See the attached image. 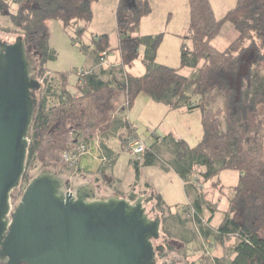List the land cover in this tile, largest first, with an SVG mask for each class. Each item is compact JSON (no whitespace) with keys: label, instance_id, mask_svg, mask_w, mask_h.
Wrapping results in <instances>:
<instances>
[{"label":"trees","instance_id":"1","mask_svg":"<svg viewBox=\"0 0 264 264\" xmlns=\"http://www.w3.org/2000/svg\"><path fill=\"white\" fill-rule=\"evenodd\" d=\"M96 1L0 0V14L10 21L8 26L0 22V31L23 37L43 78H38L41 89L34 91L38 102L28 130L26 168L19 184L23 194L36 178L32 174L36 168L63 172L70 168L64 155L80 142L109 137L119 127L132 129L127 111L141 93L148 94L174 109L186 107L202 114L203 138L195 146L190 147L171 134L163 137L174 147L175 171L185 182L186 192L196 193L194 202L183 207V213L206 239L212 235L223 244L231 236L238 238L230 264H264V119L260 111L264 105V0H237L220 19L210 0H189V28L183 35L181 65L177 68L156 60L163 33L137 35L142 19L153 10L152 0H120L116 11L118 46L110 47L108 35H98L95 40L99 69L81 71L73 88L69 75L61 73V88L53 94V79L45 65L55 54L48 42L47 21L58 20L63 28H76L81 33L86 29L80 24L86 26L93 20ZM228 23L238 36L227 48L220 49L213 41ZM143 45L146 73L137 76L129 68L139 58ZM115 50H119L121 62L104 68L102 54L107 57ZM185 67L198 72L185 76L181 72ZM113 90L124 91L129 103L115 114L111 107ZM123 136L120 135L122 141L138 137ZM103 147L100 141L101 152ZM158 152L157 144L147 146L141 158L133 161L138 175L141 163L158 162ZM104 157L108 160L107 154ZM195 164L205 168L197 177L191 170ZM227 169L239 173V182L228 201L226 217L213 230L209 226L211 218L205 220L202 213L206 206L214 213L216 206L206 200L201 184ZM151 198L147 197L145 203ZM222 263L221 258L208 257L189 264Z\"/></svg>","mask_w":264,"mask_h":264},{"label":"water","instance_id":"2","mask_svg":"<svg viewBox=\"0 0 264 264\" xmlns=\"http://www.w3.org/2000/svg\"><path fill=\"white\" fill-rule=\"evenodd\" d=\"M9 38H0V264H157L156 255L165 253L158 244L162 219L151 217L156 208L147 212L146 197L135 191L105 200L87 184L64 192L47 171L29 183L11 214L41 81L29 76L23 37Z\"/></svg>","mask_w":264,"mask_h":264},{"label":"rangeland","instance_id":"3","mask_svg":"<svg viewBox=\"0 0 264 264\" xmlns=\"http://www.w3.org/2000/svg\"><path fill=\"white\" fill-rule=\"evenodd\" d=\"M210 1L213 3L218 19L225 16L227 11L237 3V0ZM0 22L7 26L10 23V21L3 18L1 14ZM89 25L90 23L86 24V26L81 23L80 26L86 29L81 33H78L79 29L77 30L76 28H63L61 22L58 20H53L47 25L49 31L48 42L55 53L54 56L49 58L45 63L49 75L53 79L51 80L52 87H54L53 94L56 91L59 92L61 88V73H67V75H69V82L73 88V85L80 76L79 73L94 66L97 55L95 39L98 36L89 29ZM137 35H139V32H137ZM6 36L10 37L9 41L11 42L14 41V37H16L15 34L0 31V38H5ZM110 36V47H112L117 44V39H115L114 34ZM234 37V34L232 35L231 32H227L223 29L219 36L214 39L213 43L220 49H225L232 42ZM181 51V44L178 46L177 50H173L168 43H165L158 52V58L163 61L161 63L177 68L181 62ZM26 53L28 54L30 62L29 76L39 78L42 81L43 78L38 74V65L35 55L29 49H26ZM131 68H129V70H131ZM181 70L182 73L188 77L195 76L198 72V69L194 68H182ZM139 71L143 72V74L146 73L145 62L140 63V61H136L133 64L132 72L138 73ZM111 107L113 113L119 108L115 96L113 97ZM260 111L264 119V105L260 106ZM194 116L195 115L190 116L193 122H189L192 123V126L195 128L197 118L195 119ZM120 117L124 118L122 115H120ZM144 124L145 123L136 124V128L140 138L145 141L146 144H156L157 140H155L153 133H155L156 136L159 135L161 140L157 146L159 150L158 162L154 165H144L141 163L140 176L136 173L133 162L136 156L130 151L122 148V144L115 134L106 137V140L114 149L113 151H115L113 165L107 162V158L104 159V155L106 156V154L101 152L100 144L98 143L99 139L95 138L91 139L89 143L90 148L82 156L78 167H70L59 173L56 169L41 170L36 168L32 174L39 175L50 170L52 174L60 179L61 189L64 192L70 187L73 188V190H77L82 184L88 183L93 186L96 191V196L100 200L111 198L112 195H116V192H121L120 195L124 196L121 198H127L132 191H135L137 194L145 195L146 198L151 196L152 198L145 203V206L147 207V212H149L153 206L157 209L155 212L150 211V215L153 216L154 214H158L162 219L160 226L161 237L158 244H164L165 246V253L163 255H156L157 264H170L173 259H181V261H177L176 264H189L193 261L196 253L199 255V252L202 253V255L204 254L206 258L212 255H218L222 257L224 261L223 264H230L232 258L235 256L234 247L238 242V238L236 236H231L223 243L224 245L218 249L216 248V238L211 235L212 240H210V243L207 242L206 244L193 220L187 216L185 212L183 213V207L187 205V194L184 192L185 184L181 181L182 178L179 177L175 171V150L173 149L172 143L170 141V143L163 141V137L166 135L162 133L161 127L156 124H148L149 126ZM203 169L202 165L195 164L191 170L194 172V177H197L204 171ZM103 170L104 176L101 174ZM99 178L100 181L98 182ZM106 180L108 184L104 183ZM217 180L222 181L227 191L226 195L223 194L222 196L219 190L214 192V187L212 185ZM235 182L236 172L232 170L224 171L212 180L202 181L201 185H204L203 190H209L207 191L209 192L207 201L213 206L220 204L219 208L214 212V218L212 222L210 221L211 224L209 223L213 230L218 229V225L227 215L226 213L229 209L227 198L232 195L231 188L235 185ZM133 188L135 190H133ZM22 196V187H16L10 199L11 214L21 202ZM149 202L150 204L148 205ZM203 213L204 215H209V213H211L208 206L204 208ZM181 224L186 227L184 233L183 230L181 232ZM185 238H188L189 241H186L185 246L182 247L178 243V239L185 240Z\"/></svg>","mask_w":264,"mask_h":264},{"label":"crops","instance_id":"4","mask_svg":"<svg viewBox=\"0 0 264 264\" xmlns=\"http://www.w3.org/2000/svg\"><path fill=\"white\" fill-rule=\"evenodd\" d=\"M119 2H120V0H97L93 4V11H94L93 20L90 22V25H89V29H91L93 33H96V36L104 35V34L108 35L110 42H111V39H110L111 36L110 35L114 34L115 39H117V44L112 46L113 48H115L119 44L117 17H116V11L119 7L118 6ZM151 4L153 5V10L149 15H146L142 19L140 26H139L140 27L139 36H142V35L154 36L156 34L163 33L164 39H163L162 43L160 44V46L158 47V52H159L160 48H162L165 43H168L173 50L174 49L177 50L178 46L180 44L182 46L183 35L187 33V30L189 28L190 15H191L190 14V2H189V0H152ZM214 12H215V10H214ZM53 20H55V19L47 21V25H49L50 22H52ZM223 29H225L227 32H231L232 35L234 34L235 37L238 36V34L234 31L233 26L230 23L226 24ZM232 29H233V32H232ZM145 52H146V49H145V46L143 45L140 47V56H139V58H137L135 60V62L136 61H140V63L144 62L143 57H144ZM158 52H157L156 60L158 63L163 64V63H161L163 61L159 60V58H158ZM112 53H110L112 55L108 54L106 57V62L108 65H106L104 63L102 64V66L106 69L109 68L110 65H118L121 62L120 61L121 56H120L119 50H115ZM109 57H110V59H109ZM94 63L95 64L92 68H96V70H98L99 68L96 67V65H97L96 60ZM133 64H132V68H133ZM143 65H144V63H143ZM180 65H181V62H180ZM132 68H131V70H129V72H131L132 74H135L137 76H143L145 74V73L143 74V72H140L141 70L138 73L132 72ZM185 68H187V67H185ZM189 68H191V67H189ZM181 72H182V70H181ZM112 95H113V97L115 96L116 103L119 106V108L114 112V114H115V113L119 112V110L123 107V104L127 100V96L125 95L124 91H120V90H113ZM132 106L133 107L127 111V118L131 124L132 129L129 130L125 126L119 127L118 132H116V134H115L118 136L120 142L122 141L120 138L121 134L124 135L123 137L130 136V135H133V136L137 135L140 138L138 131H137V128H136V124L138 125L140 123H145L144 125H147V126H149L148 124H156L159 127H161V131L163 134H165L166 136L171 134L175 138H177L178 140L183 139L187 142V144L190 147L198 144L203 138L204 127L202 125V114H200V112L196 109L190 110V111H188V109L186 107H179V109H174V108L170 107L169 105H166L162 102L155 101L151 96H149L148 94H143V93H141L136 98V100ZM191 115H195L194 116L195 119L197 118V124H196L195 128L192 126L193 124L190 123L192 121V119H190ZM153 135L155 136V140H157L156 144L158 146V143L161 140V138L159 135L156 136L155 133H153ZM98 139L101 141V143L103 141V144H104L103 150H104V152H106V154L108 156L107 162H109V163H111V165H113L114 164L113 160L115 157V151H113L114 149L112 148L110 143L106 140V136L101 137V138L98 137ZM99 144H100V142H99ZM146 145L148 147L151 146L148 144H146ZM227 170H225V171H227ZM222 172H224V171H222ZM222 172H220V173H222ZM176 173L180 177V175L177 171H176ZM101 174H103V176H104V170L101 172ZM140 175H141V173H140ZM238 178H239V173L236 172V182H235V185H233L231 188L232 195L228 196L227 201H229V199L234 194L233 188H234V186H236L238 184V182H239ZM212 179H210V180H212ZM99 181H100V178H99L98 182ZM181 181L185 184L183 179H181ZM104 183L108 184V181L106 180V181H104ZM86 184H87V186H90V188H93V186H91L88 183H84L82 185H86ZM212 186L214 187V192L219 190V192L222 196H223V194H225V195L227 194L226 188L223 185L221 180H217L216 182L213 183ZM203 188H204V185L201 186V189H202V192L204 194H206V196H205L206 200H208L207 196H208L209 192H207V191H209V190L204 191ZM133 190H135V189L133 188ZM184 192L187 194V203L186 204L190 205L191 203L194 202L195 197H196V193H193V194L187 193L185 190V187H184ZM120 193L121 192H116V195L115 196L112 195L111 197H116V196L124 197V196H121ZM219 206H220V204L216 205V210L219 208ZM202 215H203L205 220H208L211 218V222H212V219L214 218V213H209V215L208 214L204 215V213H202ZM211 222H210V224H211ZM210 224H209V226H210ZM180 228H181V232L183 230V233H184L185 228H183V227H180ZM202 239L206 242V244H207V242L210 243V240H212L211 237H208L206 239L203 236H202ZM187 240H189V239L188 238H185V240L178 239V243L180 244V246L184 247ZM216 244H217L216 248H218V249H219V247L224 245L221 243H216ZM199 258L204 259L206 257L204 256V254L202 255V253L199 252V255L196 253L195 257L193 258V261H197V259H199ZM209 258H221L222 259V257H220L218 255H212ZM223 263H224V261H223Z\"/></svg>","mask_w":264,"mask_h":264},{"label":"built area","instance_id":"5","mask_svg":"<svg viewBox=\"0 0 264 264\" xmlns=\"http://www.w3.org/2000/svg\"><path fill=\"white\" fill-rule=\"evenodd\" d=\"M106 53L102 54L101 62L104 64H107L106 62ZM128 100L123 104V106H128ZM125 141H121L122 148L125 150L130 151L132 154L136 156V158L140 159L143 153L146 151L147 145L145 141L142 139L136 137H127L124 139ZM100 141L98 140V143ZM90 144L86 142H80L78 146L75 148L69 150V152H66L64 155V161L70 165V167H78L79 162L82 158V156L89 150ZM105 159V157H104ZM67 191H73V188H69ZM194 213V210L192 211Z\"/></svg>","mask_w":264,"mask_h":264},{"label":"flooded vegetation","instance_id":"6","mask_svg":"<svg viewBox=\"0 0 264 264\" xmlns=\"http://www.w3.org/2000/svg\"><path fill=\"white\" fill-rule=\"evenodd\" d=\"M151 214V213H150ZM155 215L151 216V217H154ZM164 254V253H163Z\"/></svg>","mask_w":264,"mask_h":264}]
</instances>
